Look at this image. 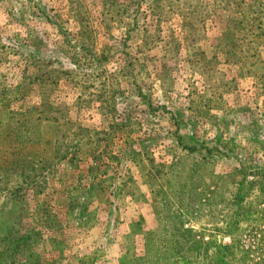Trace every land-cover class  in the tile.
I'll return each mask as SVG.
<instances>
[{"label":"rangeland","instance_id":"rangeland-1","mask_svg":"<svg viewBox=\"0 0 264 264\" xmlns=\"http://www.w3.org/2000/svg\"><path fill=\"white\" fill-rule=\"evenodd\" d=\"M0 264H264V0H0Z\"/></svg>","mask_w":264,"mask_h":264}]
</instances>
